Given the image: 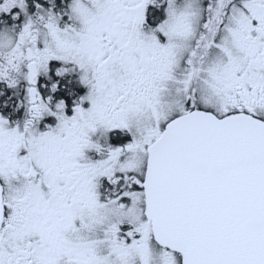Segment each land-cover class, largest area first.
Returning <instances> with one entry per match:
<instances>
[{
    "label": "snow or ice",
    "instance_id": "1",
    "mask_svg": "<svg viewBox=\"0 0 264 264\" xmlns=\"http://www.w3.org/2000/svg\"><path fill=\"white\" fill-rule=\"evenodd\" d=\"M0 264H264V0H0Z\"/></svg>",
    "mask_w": 264,
    "mask_h": 264
}]
</instances>
